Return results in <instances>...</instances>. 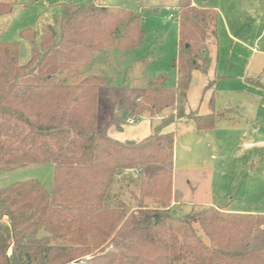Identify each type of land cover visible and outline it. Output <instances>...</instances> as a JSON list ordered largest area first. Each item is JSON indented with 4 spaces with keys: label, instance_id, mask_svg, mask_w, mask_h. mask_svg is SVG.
I'll return each instance as SVG.
<instances>
[{
    "label": "trees",
    "instance_id": "obj_1",
    "mask_svg": "<svg viewBox=\"0 0 264 264\" xmlns=\"http://www.w3.org/2000/svg\"><path fill=\"white\" fill-rule=\"evenodd\" d=\"M15 1L0 0V17ZM177 10L174 89L161 75L130 86L81 77L95 53L141 45L142 20L130 10L63 5L39 46L34 32H21L32 45L23 65L18 44L0 42V172L53 166L51 193L36 180L0 188V264H264V214L170 207L174 133L165 130L186 117L192 73L209 70L217 25L216 11L191 0H178ZM144 117L160 123L140 142L109 135ZM188 118L197 131L217 120ZM128 170L133 207L117 198L109 206L114 177Z\"/></svg>",
    "mask_w": 264,
    "mask_h": 264
},
{
    "label": "rangeland",
    "instance_id": "obj_2",
    "mask_svg": "<svg viewBox=\"0 0 264 264\" xmlns=\"http://www.w3.org/2000/svg\"><path fill=\"white\" fill-rule=\"evenodd\" d=\"M83 1L17 0L11 13L0 17V42L18 44L23 65L31 58L32 45L21 38V32H34L39 46L42 29L56 27L62 6ZM90 1L136 13L145 35L137 49L95 53L91 63L80 68L81 77L102 75L114 86H130L142 84L143 76L161 75L166 77L165 87L174 89L176 70L172 61L178 54V0ZM191 1L217 11L216 45L207 46L211 59L207 73H192L184 105L186 117L165 130L174 133L170 207L180 215L202 206L264 214V0ZM190 112L198 116L212 113L217 120L211 129L197 131L188 118ZM159 123L158 118L127 123L123 136L138 134L141 139ZM113 134L117 135L111 130ZM130 178L136 179L132 170L114 177L109 206L117 198L133 207L136 189ZM28 180L38 181L51 193L53 166L0 172V188ZM173 196L178 204H173Z\"/></svg>",
    "mask_w": 264,
    "mask_h": 264
},
{
    "label": "crops",
    "instance_id": "obj_3",
    "mask_svg": "<svg viewBox=\"0 0 264 264\" xmlns=\"http://www.w3.org/2000/svg\"><path fill=\"white\" fill-rule=\"evenodd\" d=\"M192 5H198V3L197 2H193L192 1ZM208 8V7H207ZM210 9H212V8H210ZM212 10H214V9H212ZM215 11V10H214ZM217 12V11H216ZM177 77V76H176ZM144 118H147V117H144ZM150 119V118H149ZM159 119V118H158ZM131 125H133V124H131ZM113 131H115V130H113ZM116 133H117V135L115 136V134H113V136H111L110 135V132H109V135L113 138V139H115V140H117V141H119V142H123V143H125V141H132V142H134V143H136V142H140L141 140H143L144 138H146V137H143V138H141V139H138L139 137H138V134L136 135V136H134V137H132V138H130V137H126V136H123L124 134H123V129H122V131H120V132H118V131H115ZM173 194H174V192H173ZM176 195V194H175ZM173 204H178V201H177V199H176V196H173Z\"/></svg>",
    "mask_w": 264,
    "mask_h": 264
},
{
    "label": "water",
    "instance_id": "obj_4",
    "mask_svg": "<svg viewBox=\"0 0 264 264\" xmlns=\"http://www.w3.org/2000/svg\"><path fill=\"white\" fill-rule=\"evenodd\" d=\"M125 144H126V145H133L134 142L126 141Z\"/></svg>",
    "mask_w": 264,
    "mask_h": 264
},
{
    "label": "built area",
    "instance_id": "obj_5",
    "mask_svg": "<svg viewBox=\"0 0 264 264\" xmlns=\"http://www.w3.org/2000/svg\"><path fill=\"white\" fill-rule=\"evenodd\" d=\"M170 17H171V18H175L173 15H170ZM128 123H129V124H134V122H132V121H129Z\"/></svg>",
    "mask_w": 264,
    "mask_h": 264
}]
</instances>
